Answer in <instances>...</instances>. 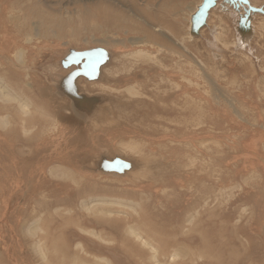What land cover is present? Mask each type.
<instances>
[{"label":"rangeland","instance_id":"obj_1","mask_svg":"<svg viewBox=\"0 0 264 264\" xmlns=\"http://www.w3.org/2000/svg\"><path fill=\"white\" fill-rule=\"evenodd\" d=\"M205 1L0 0V264H264V0Z\"/></svg>","mask_w":264,"mask_h":264},{"label":"bare ground","instance_id":"obj_2","mask_svg":"<svg viewBox=\"0 0 264 264\" xmlns=\"http://www.w3.org/2000/svg\"><path fill=\"white\" fill-rule=\"evenodd\" d=\"M138 53H142V52H138ZM17 55H19V56H23V51L22 50H19L18 51V54ZM4 76V75H3ZM2 78V77H1ZM5 78V77H4ZM3 79V78H2ZM10 82V81H9ZM2 95H3V93H2ZM5 102V101H4ZM3 102V103H4ZM195 103V102H194ZM11 104V103H10ZM191 105V104H190ZM10 107H13V106H10ZM18 107H19V109L21 110V112L23 113V114H28V113H31V109H30V107H28V106H24V105H18ZM194 108V107H193ZM199 109H203V108H199ZM198 109V110H199ZM9 110V109H8ZM18 110V109H17ZM16 110V111H17ZM10 111V110H9ZM200 112L202 111V110H199ZM7 112V111H6ZM200 114V113H199ZM7 115H9V114H7ZM201 115V114H200ZM5 116V115H4ZM15 116V115H14ZM16 117V116H15ZM19 117H20V115H19ZM23 117V116H22ZM26 117V116H25ZM32 117V116H31ZM45 117V116H44ZM21 119V118H20ZM32 119V118H31ZM4 120V119H3ZM2 120V121H3ZM6 121V120H5ZM6 122H8V120L6 121ZM25 122V121H24ZM48 122V121H47ZM46 122V123H47ZM51 124V123H50ZM22 126V125H21ZM7 127V126H6ZM29 127V126H28ZM23 128V127H22ZM25 128V127H24ZM4 129V128H3ZM27 130V129H26ZM44 134V133H43ZM46 134V133H45ZM30 135V134H29ZM128 148L130 149V150H135V149H137L138 148V146L137 145H134V144H129L128 145ZM33 150V149H32ZM191 165H193V164H191ZM60 175H63V174H60ZM64 176V175H63ZM75 182V181H74ZM77 184V183H76ZM102 198V197H101ZM118 200H119V198H117ZM97 201V200H96ZM100 203V202H99ZM116 203V202H115ZM114 203V204H115ZM95 204V203H94ZM111 204H113V203H111ZM110 204V205H111ZM117 205V204H116ZM140 205V204H139ZM97 206V205H96ZM121 206V205H120ZM90 207H92V206H90ZM105 208V207H104ZM96 209V208H95ZM109 209V208H108ZM97 210V209H96ZM101 210V209H100ZM99 210V211H100ZM101 212V211H100ZM104 212V211H103ZM109 212V211H108ZM106 213H107V211H106ZM105 213V214H106ZM114 213V212H113ZM98 214V213H97ZM100 214H102V213H100ZM99 214V215H100ZM96 215V214H95ZM97 215L98 217H100V216H102V215ZM108 215V214H107ZM106 215V216H107ZM94 216V215H93ZM102 218V217H101ZM108 219V218H107ZM43 220V219H42ZM50 224H52V222L50 223ZM145 225V224H144ZM135 226V225H134ZM83 227V226H82ZM81 227V228H82ZM127 227V226H126ZM128 227H129V225H128ZM87 230V229H86ZM85 230V231H86ZM128 232V231H127ZM130 233H132V236H133V234L136 236V238H138V239H140V240H142L143 241V243L145 244V245H147V246H149V247H151L153 250L155 249V247L152 245V243L150 242V241H148L146 238H144L143 236H142V234L136 229V228H134V227H130V231H129ZM146 232V231H145ZM41 233V232H40ZM47 233V232H46ZM87 233V232H86ZM128 235V234H127ZM146 236V235H145ZM155 236H156V234H155ZM153 237V236H152ZM133 238V237H132ZM135 238V237H134ZM154 239H155V237H154ZM156 240V239H155ZM46 243H47V241H46ZM43 245H44V243H42ZM140 244H141V242H140ZM36 247V246H35ZM40 247V249H41V253H44L43 252V247L42 246H39ZM144 247H146V246H144ZM148 247V248H149ZM158 247V246H157ZM147 248V247H146ZM159 248V247H158ZM150 249V248H149ZM83 250V249H82ZM54 251V250H53ZM155 251V250H154ZM156 251H159V250H156ZM178 251V250H177ZM85 252V251H84ZM153 252V251H152ZM174 252H176V251H174ZM82 253V252H81ZM180 253V252H179ZM182 253V252H181ZM53 254V253H52ZM54 254H56V253H54ZM87 254V253H86ZM63 255V254H62ZM80 255V254H79ZM155 255V254H154ZM66 256V255H65ZM176 255H173V257H175ZM96 257V256H95ZM94 257V258H95ZM99 257V256H98ZM62 258V257H61ZM86 258V257H85ZM154 258H157V257H154ZM79 259V258H78ZM87 259V258H86ZM95 259H97V258H95ZM152 259H153V257H152ZM158 259V258H157ZM157 259H153V260H157ZM81 260H82V258H81ZM168 260V259H167ZM45 261V260H44ZM44 261H43V263H44ZM78 261V260H77ZM98 261H99V259H98ZM159 261V260H158ZM163 261V260H162ZM86 262V261H85ZM111 262V261H110ZM177 262V261H176ZM64 263V262H63ZM62 263V264H63ZM77 263V262H76ZM82 263H84L83 262V260H82ZM100 263H102L101 261H100ZM99 263V264H100ZM162 263V262H161ZM88 264V263H87ZM90 264H93V263H90ZM159 264V263H158ZM163 264V263H162Z\"/></svg>","mask_w":264,"mask_h":264},{"label":"water","instance_id":"obj_3","mask_svg":"<svg viewBox=\"0 0 264 264\" xmlns=\"http://www.w3.org/2000/svg\"><path fill=\"white\" fill-rule=\"evenodd\" d=\"M216 0H206L205 4L203 5L205 7V10H207V8L211 5H213L215 3ZM234 1V0H232ZM206 12V11H205Z\"/></svg>","mask_w":264,"mask_h":264}]
</instances>
